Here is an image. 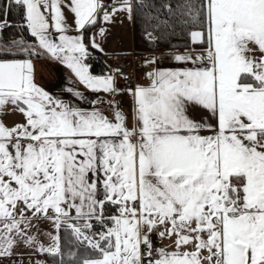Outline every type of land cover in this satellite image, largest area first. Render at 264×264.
<instances>
[{
    "label": "snow or ice",
    "instance_id": "snow-or-ice-1",
    "mask_svg": "<svg viewBox=\"0 0 264 264\" xmlns=\"http://www.w3.org/2000/svg\"><path fill=\"white\" fill-rule=\"evenodd\" d=\"M11 3L39 49L80 84L112 97L122 91L115 76L90 74L82 30L101 15L130 18V0L111 9L104 0ZM161 7L186 18L201 47L173 57L187 66L155 68L146 86L127 89L131 127L115 99L112 118L72 106L35 82L31 59H0V264H23L21 246L61 254L62 227L97 254L83 264H264V0ZM7 15L0 9V30ZM91 47L99 48L94 38ZM9 110L24 123L7 126ZM153 236L175 249L156 247Z\"/></svg>",
    "mask_w": 264,
    "mask_h": 264
},
{
    "label": "crops",
    "instance_id": "crops-1",
    "mask_svg": "<svg viewBox=\"0 0 264 264\" xmlns=\"http://www.w3.org/2000/svg\"><path fill=\"white\" fill-rule=\"evenodd\" d=\"M107 1H116L118 3V6L116 8H119L122 3V0H104V3H106ZM68 19L69 23H72V17L69 16ZM101 28L105 30L103 35H100ZM69 34L78 35L79 33L73 31ZM93 38L99 45V48L95 49L101 54L134 50L131 17L129 18V14L127 12H117L116 15L112 17L111 22L108 23L103 21L101 15L98 23L89 31L90 45ZM19 49L24 53V56L15 59L32 60L35 69V82L44 90L48 91L50 95L59 98L66 103L71 104L72 106L79 107L87 111L99 110L109 118H112L113 112L109 106L108 101L111 99H115L120 104L123 113L129 117V127H131V125L133 124V119L130 113V109L132 107V98L128 94L127 89L130 87H135L137 85L146 86L148 81L145 79V73L155 68L175 70L182 66H187L181 65L179 62H176L173 59L175 55L195 54V52L192 50L169 52L147 51L139 54L143 65L141 70L137 74V78L132 82H116L117 87L122 91L115 97H112L108 93L102 91L94 92L86 88L84 85L80 84L78 79L70 69H68L65 65L55 60L54 58H51L48 54L43 53L42 50L39 49L38 41L34 40L29 44L22 45ZM25 49H28L30 51L34 50L36 52H40L41 54L39 56L29 55L28 52L25 51ZM153 58L156 59L155 64H145L146 59ZM84 63L87 64L86 60L84 61ZM108 75H111L109 71L106 74L94 76ZM68 88H73L74 90L79 91L82 94L83 99H77L72 93L67 91ZM202 114L203 113L200 112L193 113V115L196 116ZM2 118L3 122L9 127L13 126L16 123H24V117L18 112L12 113L11 110H9V114L4 115ZM40 227L45 232H53V234H55L52 225L47 221L41 222ZM39 239L43 244H45L46 246L48 245L49 240L47 239V237L41 235ZM152 239L156 247H165L170 251L175 249V245L171 240L165 239L161 241L157 239L156 236H153ZM17 251L24 253L22 256L16 257V259H21L23 261V264H33V262H39V264H51L45 259L44 254L32 252L31 250L26 249L23 246L18 248Z\"/></svg>",
    "mask_w": 264,
    "mask_h": 264
},
{
    "label": "trees",
    "instance_id": "trees-1",
    "mask_svg": "<svg viewBox=\"0 0 264 264\" xmlns=\"http://www.w3.org/2000/svg\"><path fill=\"white\" fill-rule=\"evenodd\" d=\"M132 4V40L133 48L137 54L147 51L169 52L181 50H198L201 45L193 44L190 38V30H197L190 26H185L179 14L169 15L167 10L161 5L164 0H130ZM175 4V0H173ZM7 8V25L0 30V59L20 58L24 53L17 48L13 41H19L20 46L29 44L35 40L26 29V22L23 19L22 11L11 3L6 4L5 0H0V9ZM99 18L97 20V23ZM96 25V24H95ZM95 25L86 26L83 31L84 42L88 47L89 56L86 62L89 71L93 75L106 74L109 69L104 63L102 55L89 43V31ZM151 33L155 38L149 40L147 33ZM7 49V51H6ZM112 214H115L114 212ZM93 231L102 230L95 221ZM61 254L52 256L44 254L45 259L51 264H83L85 258L93 259L96 257L86 243L77 242L70 229L61 228L59 233Z\"/></svg>",
    "mask_w": 264,
    "mask_h": 264
},
{
    "label": "built area",
    "instance_id": "built-area-1",
    "mask_svg": "<svg viewBox=\"0 0 264 264\" xmlns=\"http://www.w3.org/2000/svg\"><path fill=\"white\" fill-rule=\"evenodd\" d=\"M106 4L109 6V9L118 6L116 1H107ZM102 59L108 66L109 73L117 78L116 82H132L137 78V74L143 65L139 54L134 50L105 53L102 55Z\"/></svg>",
    "mask_w": 264,
    "mask_h": 264
}]
</instances>
